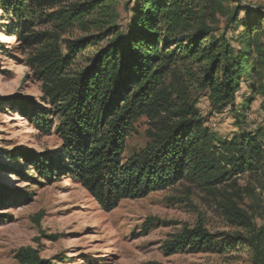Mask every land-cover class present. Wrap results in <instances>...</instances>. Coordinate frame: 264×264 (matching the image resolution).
<instances>
[{"label": "trees", "instance_id": "1", "mask_svg": "<svg viewBox=\"0 0 264 264\" xmlns=\"http://www.w3.org/2000/svg\"><path fill=\"white\" fill-rule=\"evenodd\" d=\"M125 1L0 0L17 37L34 51L30 66L42 84L44 104L7 97L0 98V108L17 107L37 129L55 130L62 143L56 153L9 152L6 158H23L40 179L80 184L105 212L191 177L205 190L244 175L264 182V129L250 132L246 112L238 109L243 83L251 95L264 93V7L244 0ZM45 9L51 14L41 15ZM39 18L55 32L33 34ZM74 28L84 36L61 40ZM85 52L86 63L72 72ZM193 91L206 94L215 114L230 109L237 129L231 139L206 127ZM143 117L152 123L153 142L124 162L126 141ZM9 171L0 163V174ZM19 199L0 182V208ZM228 203L226 218L247 235L227 236L223 244L229 250L249 244L264 264V231L257 233L252 217ZM219 238L198 224L168 240L163 251L218 253ZM16 258L51 264L32 248Z\"/></svg>", "mask_w": 264, "mask_h": 264}, {"label": "rangeland", "instance_id": "2", "mask_svg": "<svg viewBox=\"0 0 264 264\" xmlns=\"http://www.w3.org/2000/svg\"><path fill=\"white\" fill-rule=\"evenodd\" d=\"M244 3L264 7V0ZM51 12L40 11L41 15ZM119 13L121 22H125L127 13L122 7ZM36 22L33 34L55 32L53 24H45V19ZM12 23L0 10V98H31L43 106L42 84L30 66L34 51L17 37ZM83 36L80 29L74 28L62 34L61 40ZM88 56V52L83 53L71 71L80 69ZM246 86L242 84L238 95V109L246 112L248 128L256 133L264 129V93L251 95ZM192 96L206 127L219 138L231 139L237 129L230 109L224 115L215 114L205 93L193 91ZM47 107L53 112L50 120L58 126L60 120L53 107ZM151 127L146 117L134 123L126 141L124 162L153 142L148 133ZM61 145L55 130L46 134L37 129L19 114L17 107L0 108V163L11 170L0 174V182L13 196H21L0 208V264H22L16 256L25 248L36 250L51 264H263L251 245L229 250L223 244L227 236L247 235L225 216L223 207L231 201L252 217L257 233L264 231L263 181L244 175L205 190L191 177L146 198L124 200L115 210L105 212L80 184L68 178L40 179L23 158H6L9 152H23L28 157L56 153ZM198 224L220 236L222 251L165 255L163 247L168 240Z\"/></svg>", "mask_w": 264, "mask_h": 264}]
</instances>
